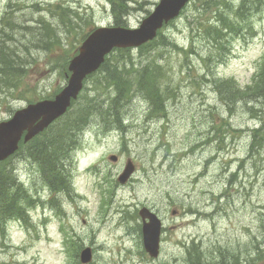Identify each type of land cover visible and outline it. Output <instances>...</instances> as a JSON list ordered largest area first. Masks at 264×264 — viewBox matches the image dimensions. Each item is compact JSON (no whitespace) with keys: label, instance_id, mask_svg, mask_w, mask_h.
I'll list each match as a JSON object with an SVG mask.
<instances>
[{"label":"rangeland","instance_id":"374dc122","mask_svg":"<svg viewBox=\"0 0 264 264\" xmlns=\"http://www.w3.org/2000/svg\"><path fill=\"white\" fill-rule=\"evenodd\" d=\"M112 2L0 0V38L25 68L19 87L0 89V121L64 87L67 62L93 28L138 27L158 0H117L115 12ZM56 7L67 9L68 28ZM108 62L126 78L131 69L157 66L166 112L148 116L136 85L116 106L101 69L87 78L59 120L71 117L61 121L65 135L77 120L62 159L70 187L51 189L23 147L2 165L31 206L25 220L0 224V264H81L86 246L88 264H191L194 250L200 264H264V94L246 95L264 70V0H190L152 43L115 50ZM216 81L232 84L233 103L220 100ZM109 107L120 123L111 122ZM128 159L135 170L121 185ZM141 206L164 226L155 259L142 248Z\"/></svg>","mask_w":264,"mask_h":264},{"label":"trees","instance_id":"16d2710c","mask_svg":"<svg viewBox=\"0 0 264 264\" xmlns=\"http://www.w3.org/2000/svg\"><path fill=\"white\" fill-rule=\"evenodd\" d=\"M113 2L111 4L112 10L114 11L117 0H113ZM243 3L244 2L240 3V7L243 6ZM66 10L67 9L65 8L56 7V13L58 12L57 18L66 28H68L69 21L66 20L67 16L64 15ZM73 14L76 16V13ZM41 24L42 26L39 28L42 30L46 29L44 34L50 32L52 37L53 30L48 28L51 26L45 23ZM1 39L2 38H0V89L2 87L5 88V91H12L13 89L20 86L19 82L22 80V73L25 72V68H23L24 60L18 57L15 50L16 48L13 49V47L6 46L4 41ZM109 60L110 58H107L101 66V70H99L103 72L102 78L104 81L114 87L116 97L113 102H115L116 106L120 105L121 102L119 103V101H123L126 98L121 97V93L126 92L129 87L136 85L138 90L144 92V97H140L141 103L143 102L141 105L144 107L147 106L146 108H148V110L145 108L144 112H147L148 116H154L153 118L163 116L164 112H166V102L162 101L161 89L165 90L166 88H160V85L155 82V76L158 72H161L160 69L157 66H147L141 68L139 71L134 70L133 72L131 69L130 72L132 73L133 78H126V71L117 70L119 67L112 63L109 66ZM148 82H151L158 89H154L153 87L150 89ZM215 88L220 100L226 103V105L233 103V100L236 99V90H234L230 82L216 81ZM0 92H3V90H0ZM237 92H239V90H237ZM263 94L264 70L260 72V76L256 83L246 92L248 97L259 96ZM92 106L95 108H102L101 105L95 101L92 103ZM107 110L108 112L106 113H109V115L112 116L111 122L120 123L118 111L112 110L111 107H109ZM80 118H83L82 114L79 115L78 119ZM74 119L75 118L72 120ZM63 120L69 121L71 120V117L66 116ZM61 121L57 122L51 127H48L30 142L23 145V150L21 151L36 163L45 183L51 189H68L70 187V178H68L66 174L67 170L64 169L62 159H65L68 156L72 144L75 143L74 133L72 131L73 129L76 130L77 128H74V126L77 124V120L74 121L73 126L68 130L66 135L63 133L64 128H62L60 125L62 123ZM104 123H107V121ZM253 132V135H255L257 130H254ZM2 165L3 163H0V224L3 222L5 223V221L9 218L25 220V207L31 206L30 197H28V194L26 195L23 191L22 183L19 182L16 177H14L15 175L13 174L12 168L7 169L8 167L5 168ZM198 254L199 250H194L189 254L190 257L193 256L190 258L191 264H200Z\"/></svg>","mask_w":264,"mask_h":264},{"label":"water","instance_id":"95a60500","mask_svg":"<svg viewBox=\"0 0 264 264\" xmlns=\"http://www.w3.org/2000/svg\"><path fill=\"white\" fill-rule=\"evenodd\" d=\"M187 1L159 0L153 11L141 21L138 28L99 27L91 32L83 40L78 53L69 61L70 75L66 86L53 99L28 104L26 107L16 110L9 119L0 121V161L16 151L21 139L23 142L28 141L66 111L71 100L76 98L81 89L85 76L99 67L104 61V56L112 48L137 46L153 39L162 24L177 16ZM109 158L115 160V156ZM132 171V164L127 162L118 181L124 183ZM138 214L142 220L144 250L150 256L155 257L158 253L160 221L146 207H142ZM90 259V248L85 247L80 252V260L86 263Z\"/></svg>","mask_w":264,"mask_h":264},{"label":"bare ground","instance_id":"6f19581e","mask_svg":"<svg viewBox=\"0 0 264 264\" xmlns=\"http://www.w3.org/2000/svg\"><path fill=\"white\" fill-rule=\"evenodd\" d=\"M1 40H3L4 41V39H1ZM159 93V92H158ZM161 93V92H160ZM155 95H156V93H155ZM163 97V96H162ZM100 102V101H99ZM160 105V104H159ZM147 107V106H146ZM144 109H145V107H144ZM147 110H148V108H146ZM159 111V110H158ZM159 112H161V111H159ZM158 113V112H157ZM107 114V113H106ZM146 114H147V112H146ZM159 118H161L160 116H159ZM262 137V136H261ZM15 177V176H14ZM3 179V178H2ZM10 180V179H9ZM264 182V181H263Z\"/></svg>","mask_w":264,"mask_h":264}]
</instances>
